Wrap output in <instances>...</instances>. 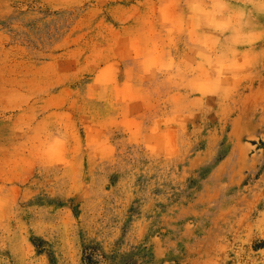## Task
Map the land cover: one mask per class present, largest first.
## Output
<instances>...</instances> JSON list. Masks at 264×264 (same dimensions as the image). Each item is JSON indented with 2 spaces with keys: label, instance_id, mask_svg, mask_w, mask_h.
<instances>
[{
  "label": "rangeland",
  "instance_id": "rangeland-1",
  "mask_svg": "<svg viewBox=\"0 0 264 264\" xmlns=\"http://www.w3.org/2000/svg\"><path fill=\"white\" fill-rule=\"evenodd\" d=\"M191 3L0 0V264H264V0Z\"/></svg>",
  "mask_w": 264,
  "mask_h": 264
},
{
  "label": "clouds",
  "instance_id": "clouds-1",
  "mask_svg": "<svg viewBox=\"0 0 264 264\" xmlns=\"http://www.w3.org/2000/svg\"><path fill=\"white\" fill-rule=\"evenodd\" d=\"M194 18L216 33L229 34L230 45L251 43L256 34L245 31L248 21L242 8L234 7L232 0H192L189 5ZM234 51V48H233Z\"/></svg>",
  "mask_w": 264,
  "mask_h": 264
}]
</instances>
